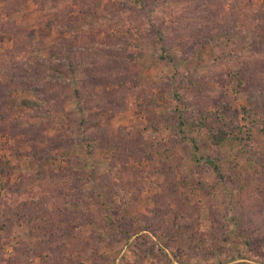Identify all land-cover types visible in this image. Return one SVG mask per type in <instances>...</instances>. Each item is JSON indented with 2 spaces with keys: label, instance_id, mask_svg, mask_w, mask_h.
Returning <instances> with one entry per match:
<instances>
[{
  "label": "rangeland",
  "instance_id": "1",
  "mask_svg": "<svg viewBox=\"0 0 264 264\" xmlns=\"http://www.w3.org/2000/svg\"><path fill=\"white\" fill-rule=\"evenodd\" d=\"M262 53L264 0H0V264H264Z\"/></svg>",
  "mask_w": 264,
  "mask_h": 264
},
{
  "label": "trees",
  "instance_id": "2",
  "mask_svg": "<svg viewBox=\"0 0 264 264\" xmlns=\"http://www.w3.org/2000/svg\"><path fill=\"white\" fill-rule=\"evenodd\" d=\"M232 16H230L229 22L227 23L228 26H226V27H229V25H231V32H233L232 34H235L237 32L243 34L245 30L241 31L239 29L240 25L238 23V19H236L235 16L232 18ZM189 20H190V22L193 21L192 19H189ZM224 26H225V23L222 20H215L214 23L212 24L211 28H219L221 30L222 29L224 30L225 29ZM185 27H186L185 25H183V27H182V24H180V26H178V25L176 26L174 24L171 26L160 27L156 30L159 34V37L161 38L160 41L163 43V42H165L164 39H168L170 37L175 38L177 33H178V30L183 31L184 36H188L190 34H193L194 28H193L192 23L187 24V32L186 33H185ZM225 30H228V29H225ZM262 54H264V53H262ZM74 67L76 69H74L73 71L76 74L78 72L79 68H78V66H75V65H74ZM54 70L53 71L56 72L57 75L61 74L60 71H58V68H54ZM247 74H248V72L243 73V75H245V77H246V80L248 79ZM58 78L60 79L61 77H58ZM61 79L63 80L64 78L62 77ZM76 90L78 92V89H75V91ZM214 138H215L216 144H220L226 138V136L224 133H221L219 135L215 134ZM194 149H195V151L198 150L197 146L194 145ZM194 158H196V156ZM195 161H198V159H195ZM47 185H49V184L46 182V179H44L42 176H40V175L30 176V177L25 178V179L21 180L20 182H18L14 186V191L19 192V193L31 192L34 188L40 187V186H43L45 189H50V188H46Z\"/></svg>",
  "mask_w": 264,
  "mask_h": 264
}]
</instances>
